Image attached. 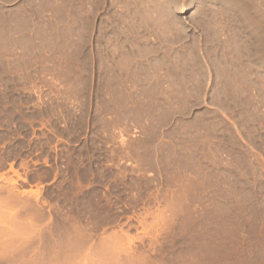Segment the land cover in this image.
<instances>
[{
  "label": "rangeland",
  "instance_id": "374dc122",
  "mask_svg": "<svg viewBox=\"0 0 264 264\" xmlns=\"http://www.w3.org/2000/svg\"><path fill=\"white\" fill-rule=\"evenodd\" d=\"M0 264H264V0H0Z\"/></svg>",
  "mask_w": 264,
  "mask_h": 264
}]
</instances>
